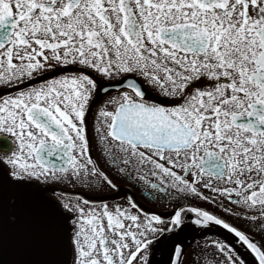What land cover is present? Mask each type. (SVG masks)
<instances>
[{"label":"snow or ice","instance_id":"snow-or-ice-1","mask_svg":"<svg viewBox=\"0 0 264 264\" xmlns=\"http://www.w3.org/2000/svg\"><path fill=\"white\" fill-rule=\"evenodd\" d=\"M213 224L195 264H264V0H0V264H188Z\"/></svg>","mask_w":264,"mask_h":264},{"label":"flooded vegetation","instance_id":"flooded-vegetation-1","mask_svg":"<svg viewBox=\"0 0 264 264\" xmlns=\"http://www.w3.org/2000/svg\"><path fill=\"white\" fill-rule=\"evenodd\" d=\"M93 152L94 154H96V150H95V144H94V148H93ZM117 179V181L121 184L122 186V191H121V194L124 195V189H128L130 188L133 192L136 193V196L137 198L144 204L146 205L147 207L149 208H159L161 207L160 204H154L151 202L150 199H147L145 196H142L141 195V189L138 188L134 183H130L128 179H120L119 177H115ZM60 187H65V188H76L75 185H72V184H68V185H60ZM77 191H82V192H87L90 196H93V195H97L101 192V189L97 186V188L95 189V191H92V190H89L88 188H77ZM45 194L46 195H49V196H53V198H57L56 196L53 195V191L51 189H47L45 191ZM164 205L165 207L167 206V201L164 202ZM207 207H214L211 203H208L206 205ZM216 211H220V209L218 207L215 208ZM221 215H224V216H228V214L226 212H221ZM235 223L239 224V225H242L246 222L244 221H239V220H236L234 221ZM221 233H224L226 235L229 236L230 239H234L229 233H227L226 231H224L223 229H221L220 227L216 226V225H211V231L209 232H204V233H200L198 230H189L187 232H185L184 234V240L187 244V249H186V252H185V261L188 262V264H195V256H198L200 254L199 250H197L196 252H193V249L194 248H197V242L199 241L200 242V247L202 248L203 247V237L204 236H216V235H219ZM253 235H256L257 236V239H261V236L258 235L256 232H253ZM240 250L242 252H244L246 255H249L247 253V251L242 247L240 246ZM189 253H192V256H189L188 254ZM250 257V255H249ZM9 258L10 259H15L17 258L15 255L11 254L9 255ZM251 258V257H250Z\"/></svg>","mask_w":264,"mask_h":264}]
</instances>
